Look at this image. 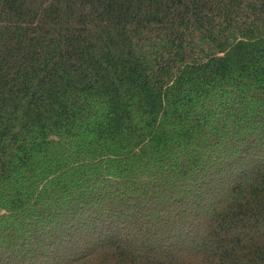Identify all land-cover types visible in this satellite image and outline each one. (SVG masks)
<instances>
[{
    "label": "trees",
    "instance_id": "trees-1",
    "mask_svg": "<svg viewBox=\"0 0 264 264\" xmlns=\"http://www.w3.org/2000/svg\"><path fill=\"white\" fill-rule=\"evenodd\" d=\"M1 246L264 264V0H0Z\"/></svg>",
    "mask_w": 264,
    "mask_h": 264
},
{
    "label": "rangeland",
    "instance_id": "rangeland-1",
    "mask_svg": "<svg viewBox=\"0 0 264 264\" xmlns=\"http://www.w3.org/2000/svg\"><path fill=\"white\" fill-rule=\"evenodd\" d=\"M182 189L185 191L186 189H191V188H189V187H186V188H185V187H182ZM94 190H95V188H94ZM69 197H71V196H69ZM67 198H68V197H67ZM67 198H63L62 200L65 201ZM170 200H171V199H170ZM189 203H191V205H193V204H192L193 202L190 201ZM191 205L189 204L188 207H190V209H191V208H194V207H192ZM184 207H185V209L187 208V206H184ZM187 209H188V208H187ZM194 209H195V208H194ZM154 211H155V209H154ZM150 212H151V211H150ZM152 212H153V211H152ZM188 212H189V210H187V213H188ZM150 214H151V213H150ZM173 230H174V229H173ZM177 237H179V236H177ZM19 243H20V242H19ZM20 246H21V245H20ZM0 251H1L2 253L5 252V254L7 255V251H8V250H5V249H4V246H3V247L1 246ZM10 258H11V257H10ZM5 260H6V258H5ZM7 264H9V263L7 262Z\"/></svg>",
    "mask_w": 264,
    "mask_h": 264
}]
</instances>
